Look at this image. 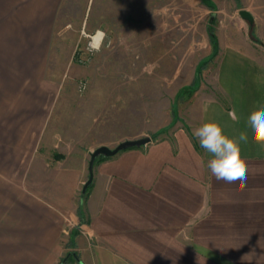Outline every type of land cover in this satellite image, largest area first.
I'll use <instances>...</instances> for the list:
<instances>
[{
    "label": "crops",
    "instance_id": "0c3cea01",
    "mask_svg": "<svg viewBox=\"0 0 264 264\" xmlns=\"http://www.w3.org/2000/svg\"><path fill=\"white\" fill-rule=\"evenodd\" d=\"M10 29L0 23V264H57L80 217L71 264H264V149L248 128L250 114L264 109L263 51L227 45L216 53L196 120L95 162L79 206L86 160L42 149L47 42ZM209 121L230 137L249 131L239 191L215 179L193 135Z\"/></svg>",
    "mask_w": 264,
    "mask_h": 264
},
{
    "label": "rangeland",
    "instance_id": "374dc122",
    "mask_svg": "<svg viewBox=\"0 0 264 264\" xmlns=\"http://www.w3.org/2000/svg\"><path fill=\"white\" fill-rule=\"evenodd\" d=\"M242 9L257 19H244ZM1 22L14 36L46 40L42 149L84 158L83 185L96 147L188 128L212 90L215 53L227 45L264 52V0H0ZM78 222L57 264L80 254Z\"/></svg>",
    "mask_w": 264,
    "mask_h": 264
},
{
    "label": "clouds",
    "instance_id": "9594fccd",
    "mask_svg": "<svg viewBox=\"0 0 264 264\" xmlns=\"http://www.w3.org/2000/svg\"><path fill=\"white\" fill-rule=\"evenodd\" d=\"M251 140L264 149V109L253 111L248 117ZM193 135L200 147L211 155L207 167L217 181L232 186V191L242 189L248 179L247 164L241 158V142L249 141V131H241L238 138L228 136L215 121L202 123Z\"/></svg>",
    "mask_w": 264,
    "mask_h": 264
},
{
    "label": "water",
    "instance_id": "95a60500",
    "mask_svg": "<svg viewBox=\"0 0 264 264\" xmlns=\"http://www.w3.org/2000/svg\"><path fill=\"white\" fill-rule=\"evenodd\" d=\"M240 13L244 19L249 20L251 23L254 22V16L249 10L242 9L240 11ZM151 140H152L151 136H143V137H139V138H133V139L129 138V139L122 140L115 147H110L106 144H102V145L96 147L91 153V158L89 160V167H88L89 168V177L83 185L82 193L86 192L88 186L93 181L94 166H95V162H96L97 157H99L100 155H103L106 157L107 156H113V155L117 154L118 152H120L121 150L127 149L129 147L141 146V145L149 143Z\"/></svg>",
    "mask_w": 264,
    "mask_h": 264
},
{
    "label": "bare ground",
    "instance_id": "6f19581e",
    "mask_svg": "<svg viewBox=\"0 0 264 264\" xmlns=\"http://www.w3.org/2000/svg\"><path fill=\"white\" fill-rule=\"evenodd\" d=\"M103 35H102V32L101 31H98L94 37H93V44L94 46H98L101 42V39H102Z\"/></svg>",
    "mask_w": 264,
    "mask_h": 264
},
{
    "label": "trees",
    "instance_id": "16d2710c",
    "mask_svg": "<svg viewBox=\"0 0 264 264\" xmlns=\"http://www.w3.org/2000/svg\"><path fill=\"white\" fill-rule=\"evenodd\" d=\"M217 47H218L217 44H215V48H214V49H216ZM215 54H216V53H215ZM213 57H214V56H213ZM105 157H106V156L100 155L99 157H97L96 161H97L98 159L105 158ZM90 185H91V184H90ZM90 185L88 186V188H87V190H86L85 193H81V195H82V197H83V200L87 197V194H88V190H89ZM65 261H66V260H61V262H60L59 264H64Z\"/></svg>",
    "mask_w": 264,
    "mask_h": 264
}]
</instances>
